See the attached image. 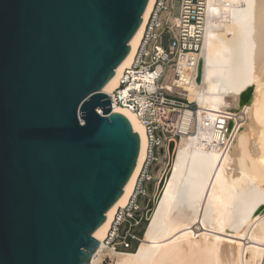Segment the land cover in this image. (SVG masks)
Masks as SVG:
<instances>
[{
    "label": "water",
    "instance_id": "water-1",
    "mask_svg": "<svg viewBox=\"0 0 264 264\" xmlns=\"http://www.w3.org/2000/svg\"><path fill=\"white\" fill-rule=\"evenodd\" d=\"M147 1L0 0V264H88L139 151L101 89Z\"/></svg>",
    "mask_w": 264,
    "mask_h": 264
},
{
    "label": "bare ground",
    "instance_id": "bare-ground-1",
    "mask_svg": "<svg viewBox=\"0 0 264 264\" xmlns=\"http://www.w3.org/2000/svg\"><path fill=\"white\" fill-rule=\"evenodd\" d=\"M153 1H147L129 50L102 92L110 94L129 65ZM205 4L200 81L183 88L197 105L198 122L233 112L227 115L235 130L232 143L220 153L207 145L206 131L171 140L163 184L139 243L131 251L106 249L102 240L115 210L128 201L147 144L136 116L113 107L138 135L139 151L122 193L92 232L99 243L88 264H103L105 256L109 264H264V0ZM190 116L183 111L185 123H194Z\"/></svg>",
    "mask_w": 264,
    "mask_h": 264
},
{
    "label": "built area",
    "instance_id": "built-area-1",
    "mask_svg": "<svg viewBox=\"0 0 264 264\" xmlns=\"http://www.w3.org/2000/svg\"><path fill=\"white\" fill-rule=\"evenodd\" d=\"M174 1H153L132 59L108 94L111 110L121 107L131 111L143 124L147 139L128 201L115 210L102 240L103 247L113 251H131L139 243L148 220V205L156 195L163 173L160 164L167 158L166 147L171 140L179 139L182 134L206 131L210 136L207 145L223 153L230 147L235 133L229 124L232 118L227 115L234 116L229 109L227 114L197 120V105L188 99L183 84L197 79L206 4L205 0H180L175 16ZM188 110L194 123L189 120L185 123L183 111ZM191 124L194 130L190 129Z\"/></svg>",
    "mask_w": 264,
    "mask_h": 264
},
{
    "label": "rangeland",
    "instance_id": "rangeland-1",
    "mask_svg": "<svg viewBox=\"0 0 264 264\" xmlns=\"http://www.w3.org/2000/svg\"><path fill=\"white\" fill-rule=\"evenodd\" d=\"M179 5H180V0H175L174 1V10H173V15H175V16L178 15ZM246 8L249 9V5H247ZM166 81L167 80L164 79V82H166ZM167 162H168V157L165 158L164 160L162 159V163L163 164L162 163H161L162 165L160 164L161 170L164 171V168H165V165L167 164ZM156 165H157V163L152 166V170H154V168H155ZM147 189H148V191H150L149 183H147ZM142 200L145 201V198H143ZM153 204H154V199L149 203V205H148L149 206V209H151L153 207ZM109 263H110L109 257L105 256L104 257V260H103V264H109Z\"/></svg>",
    "mask_w": 264,
    "mask_h": 264
},
{
    "label": "snow or ice",
    "instance_id": "snow-or-ice-1",
    "mask_svg": "<svg viewBox=\"0 0 264 264\" xmlns=\"http://www.w3.org/2000/svg\"><path fill=\"white\" fill-rule=\"evenodd\" d=\"M5 32H6V24L3 18H0V47H2L4 39H5ZM4 152V140L2 131H0V161H2Z\"/></svg>",
    "mask_w": 264,
    "mask_h": 264
}]
</instances>
